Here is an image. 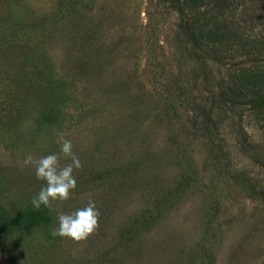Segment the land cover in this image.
<instances>
[{"label":"rangeland","instance_id":"rangeland-1","mask_svg":"<svg viewBox=\"0 0 264 264\" xmlns=\"http://www.w3.org/2000/svg\"><path fill=\"white\" fill-rule=\"evenodd\" d=\"M217 1L0 0V207L34 224L0 226V264H264V102L222 93L264 50L197 40ZM226 1L264 39L261 0ZM58 134L76 188L35 210L45 182L23 160L58 154ZM89 197L97 230L54 237Z\"/></svg>","mask_w":264,"mask_h":264},{"label":"clouds","instance_id":"clouds-1","mask_svg":"<svg viewBox=\"0 0 264 264\" xmlns=\"http://www.w3.org/2000/svg\"><path fill=\"white\" fill-rule=\"evenodd\" d=\"M61 141L60 152L49 154L39 159L32 154H27L23 160L26 167L34 169L35 178L44 181V185L32 198L31 204L35 210L41 206L53 209L55 202L66 201L76 188L74 170L82 167L78 156L73 152L71 140L64 139L63 134H58ZM70 159L61 167L60 158ZM100 212L95 202L89 197L87 204L70 214L59 213L57 215L58 226L52 230L54 237L68 238L75 242L86 240L99 227Z\"/></svg>","mask_w":264,"mask_h":264},{"label":"trees","instance_id":"trees-1","mask_svg":"<svg viewBox=\"0 0 264 264\" xmlns=\"http://www.w3.org/2000/svg\"><path fill=\"white\" fill-rule=\"evenodd\" d=\"M187 1H190V7H195L197 4L202 5L207 3L205 2L207 0ZM217 2L220 4V7H218V9L221 10L220 14L218 16L212 15L213 18L211 19L210 24L205 22L201 23L200 27L199 25L195 27L196 33L200 30L196 35L197 40L202 36L205 40L211 41L212 44L214 42H223V46H226L225 48L228 50H233L232 46H235L236 49L239 48L241 43V48H245V45H247V47H252L256 52H260V50L262 52V50H264L263 35L256 41L250 40L248 34L242 35L243 32L239 31V27L233 22L225 21L226 18L223 19L224 9L229 6V3L226 0H218ZM240 2L245 3L246 0H241ZM261 4H263V9H261L260 13L264 11V0H261ZM222 93L225 95H231L232 99L250 97L249 100L254 103L253 106H261L264 102V64L240 68L233 72L230 76L229 83L223 87ZM259 112H264V107L260 109ZM14 214L12 212H5L4 209L0 207V226L2 228L5 226L3 230L18 231L21 228L24 229L34 225L33 223L26 224L23 222L24 213L21 211Z\"/></svg>","mask_w":264,"mask_h":264}]
</instances>
